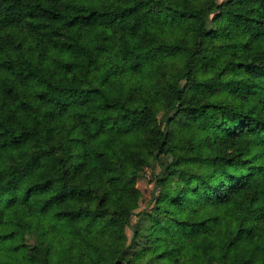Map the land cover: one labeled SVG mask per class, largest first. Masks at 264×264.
Here are the masks:
<instances>
[{"label": "trees", "instance_id": "16d2710c", "mask_svg": "<svg viewBox=\"0 0 264 264\" xmlns=\"http://www.w3.org/2000/svg\"><path fill=\"white\" fill-rule=\"evenodd\" d=\"M0 264H264V0H0Z\"/></svg>", "mask_w": 264, "mask_h": 264}, {"label": "rangeland", "instance_id": "374dc122", "mask_svg": "<svg viewBox=\"0 0 264 264\" xmlns=\"http://www.w3.org/2000/svg\"><path fill=\"white\" fill-rule=\"evenodd\" d=\"M212 14V13H211ZM210 14V15H211ZM160 114V112H159ZM171 114V112L167 113H161V118H162V126L165 128V122L167 117ZM147 163L143 167V172L141 173L140 176H138L131 184L138 187L141 190V196L139 200V205L138 208H142L145 206H148L150 204V196H151V191L152 189L156 186V179L161 177V168L162 164L166 160V156L163 154H159L154 159H152L149 155L145 154L144 155ZM154 173V175H153ZM173 184L175 187H183V183H180L176 180L173 181ZM137 215H132L131 216V221H134L136 219ZM130 229L129 227H126V233L129 234ZM156 263H167V259L163 260H155Z\"/></svg>", "mask_w": 264, "mask_h": 264}]
</instances>
